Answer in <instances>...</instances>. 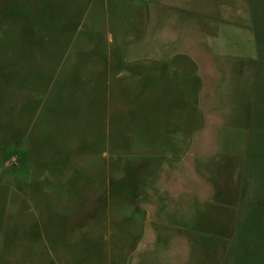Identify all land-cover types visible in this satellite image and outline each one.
<instances>
[{"label": "rangeland", "instance_id": "374dc122", "mask_svg": "<svg viewBox=\"0 0 264 264\" xmlns=\"http://www.w3.org/2000/svg\"><path fill=\"white\" fill-rule=\"evenodd\" d=\"M0 264H264V0H0Z\"/></svg>", "mask_w": 264, "mask_h": 264}, {"label": "crops", "instance_id": "0c3cea01", "mask_svg": "<svg viewBox=\"0 0 264 264\" xmlns=\"http://www.w3.org/2000/svg\"><path fill=\"white\" fill-rule=\"evenodd\" d=\"M201 244V242H191V241H188V242H185L184 244H182L181 246H187V247H189V248H193V247H196V245L198 246V245H200ZM180 245H176V246H174V248H179V247H181Z\"/></svg>", "mask_w": 264, "mask_h": 264}]
</instances>
